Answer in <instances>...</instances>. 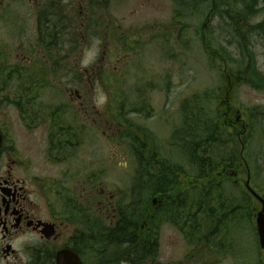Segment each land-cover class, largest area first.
<instances>
[{"label":"rangeland","instance_id":"obj_1","mask_svg":"<svg viewBox=\"0 0 264 264\" xmlns=\"http://www.w3.org/2000/svg\"><path fill=\"white\" fill-rule=\"evenodd\" d=\"M263 1L258 0V12L249 19V28L264 20V12L260 10ZM60 5L63 10L60 11L61 19L72 24L70 37H61V47L57 43L55 48L49 45V38L42 50L30 45L35 42V36L29 31L26 33L31 19L27 24L24 20L28 18L19 21V17L30 10V3L4 2L6 11L0 9V127L13 122L19 144L26 143L27 137L35 138V135L26 137L21 124L25 122L23 106L28 100H35L31 107H40L44 112L45 109H62L59 120L63 128L70 124L83 126V119L71 108L66 90L90 91L87 94L90 110L93 116L104 114L102 120L105 122L106 119L108 124L102 130L107 132L108 138L93 128L83 144L62 153L75 155V161L70 162L71 174L78 173L80 164L90 170L91 176L102 174L106 191L121 193L125 198L123 205H126L133 193L137 200L141 195L140 147L137 143L148 142L159 152L160 158L181 167L183 172L178 180L181 184L188 181L187 175L193 176L195 171L186 155L175 147L174 137L183 122V106L194 97L203 98L207 94L212 101L206 109L217 115L221 123H224L227 109L236 111L232 120L239 116L238 132L228 128L232 134L230 143L234 145L239 161L227 169L230 170L224 174L227 182L222 186L224 198L228 197L232 202L222 213L226 216L223 226L216 224L219 210L215 202L210 205L213 210L192 211L200 226L197 231L202 236L200 238L197 233L184 230L186 240L177 230L183 222L168 215L171 224L180 225L177 228L173 225L163 227L159 258L171 259V264H264L255 224L261 205L244 187L247 170L243 163L245 161L249 168L251 188L264 199V87L257 89L236 83V75L231 72L239 66L236 62L239 60L238 41L245 42L264 78L262 32L257 28L250 29L244 34V42L238 39L219 12L211 14V0H109L107 4L89 9L85 26L79 24L77 11L71 13L69 2ZM105 20L106 25L117 33L105 30L108 34L104 32L100 37L93 27ZM116 36L121 40L115 39ZM100 38L112 40L111 48H107L108 44L99 47ZM205 41L217 51V55L206 53ZM36 52L40 56L37 57ZM24 57L32 61L43 59L35 65L27 63ZM99 66H102V72L96 70ZM28 70L40 75L42 85H35L38 94L33 97L24 95L21 100L18 97L25 90L18 82L25 80ZM85 71L93 75L85 79L79 89L77 77L83 76ZM8 79L11 81L5 92L1 83ZM18 102L21 108L16 105ZM73 105L78 106L77 103ZM18 108L22 114L16 112ZM127 123L133 126V134L127 135L130 140L124 136ZM43 153H46V147L34 157L38 173L60 181L62 171L69 172L68 164L47 165L42 159ZM113 153L123 159L111 160ZM232 170L238 173L237 178L227 175ZM236 207L240 210L236 211ZM234 219L238 220L237 224L231 223ZM212 234H215L213 238ZM108 253L110 260L115 254L114 248Z\"/></svg>","mask_w":264,"mask_h":264},{"label":"flooded vegetation","instance_id":"obj_2","mask_svg":"<svg viewBox=\"0 0 264 264\" xmlns=\"http://www.w3.org/2000/svg\"><path fill=\"white\" fill-rule=\"evenodd\" d=\"M11 1L30 3V10L21 15L19 21L23 22L22 19L28 18L24 20L26 23L31 19L30 28L26 29V33L29 31L33 34L35 42L30 45L42 50L49 38V45L55 48L58 43L55 39L60 38V35H55L58 26H64L70 37L72 24L59 18L60 11H63L61 2H69L71 13L77 11L79 24L85 26L89 9L107 4L109 0H0V9L5 12L4 2ZM90 28H95V34L100 37L105 30L117 33L106 25V20ZM115 39L121 40L117 36ZM112 43V40L100 38L99 47H106L108 44L107 48L110 49L109 44ZM85 44L89 43L85 41ZM36 55L38 57L40 53L36 52ZM24 59L27 63L39 65L43 58H35L33 61L28 57ZM96 70L102 72L103 68L99 66ZM92 75L93 73L85 71L80 77L78 88L80 89V85L86 82L85 79H90ZM36 77L39 76L36 74ZM38 91L25 90L21 95L30 94V97H33ZM88 92L90 91L66 90L71 108L83 119V126L70 124L63 128V123L59 120L62 113L56 114L53 108L45 109L44 112L40 107H31L35 100H28L23 106L25 122L21 124L26 131L24 135H35V138L27 137L29 140H26V143L19 144L13 122L9 121L4 128L0 127V264H61L62 259L65 260L63 263L70 264V259H75V256L81 264H171V259L167 261L159 258L161 232L164 226L173 225L177 228L180 224H171V219H167L170 213L160 210L161 202H151L149 219L140 227L137 206L132 211V217H129V213L122 217L125 198L121 193L106 191L102 174L91 176L88 173L90 170L82 164L77 174L70 173V162L75 161V155L62 153L64 150L83 144L93 128H96L97 132L100 131L104 138H108L107 132L102 130L108 123L106 119L105 122L102 120L104 114L92 115ZM73 103L78 106L75 107ZM19 108L16 112L22 114ZM224 119L227 120V126L233 129L235 122L228 110ZM60 143L63 148L59 146ZM44 147L46 153L42 154V159L47 165L58 167L68 164L69 172L62 171L63 178L60 181L47 174L38 173L34 157L39 155ZM134 156L137 157L135 154ZM110 158L123 159L117 153H113ZM227 175L237 178L238 173L232 171ZM218 176L221 177V173ZM156 198L154 196L152 199ZM145 228L148 231V242L141 251L140 229ZM177 230L187 240L184 230L187 232L188 228L184 229L182 226ZM198 230L199 226L196 228V231ZM196 236L202 237L198 233ZM214 236L215 234L211 235L212 238ZM110 248H114L115 257L112 256L109 260Z\"/></svg>","mask_w":264,"mask_h":264},{"label":"trees","instance_id":"obj_3","mask_svg":"<svg viewBox=\"0 0 264 264\" xmlns=\"http://www.w3.org/2000/svg\"><path fill=\"white\" fill-rule=\"evenodd\" d=\"M257 7L258 0H211L210 9L211 14L219 12V14L227 20V25L231 32H233L238 39H243L244 42V34L250 29L254 30L257 28L264 35V20L261 24L253 28L248 27L249 19L254 17L258 12ZM260 10L264 12V1L262 9ZM60 17L62 18L61 14L59 18ZM68 34L69 31L61 25L58 26L55 35H60L61 38L66 35V37H68ZM60 38L55 39V41H57L61 47ZM204 48L209 56L218 54L217 51L210 48V44L207 41L204 43ZM236 51L238 52L239 58L236 62L239 66L237 69H231V72L236 75L235 82L252 85L257 89L264 87V78L258 72L255 62L248 53L246 43L244 42L243 44L238 41ZM30 70L26 72L28 76L25 77V80L21 79V81H17L18 85H23L21 87L23 90L37 89V86H35L36 84L42 85V82L39 83L40 75L37 74L39 76L37 78L36 74L30 73ZM12 73L17 76L15 72ZM9 81H11V79L1 83L4 85L5 91L9 86ZM76 82H80L79 77H77ZM23 98V95H19L18 97V99L21 100ZM211 101L212 99L205 94L203 98L200 96L194 97L183 106V122L180 129L175 134L174 142L175 147H178L186 155L195 171V173L192 174L193 176L187 175L188 181L184 185L178 181L179 175L183 172L181 167L160 158L159 152L156 149L154 150L148 142L137 143L140 147V154H138L140 168L138 171L140 172L139 184L141 186V195L137 200L135 199L137 195L133 193L128 204L124 205V214L122 217H126L128 215L127 213H129V217H132V211L135 209V206H137L138 219L140 227H142L143 223H146L149 219V213L152 210V197L156 196L158 198L156 199L161 202L160 210L163 212L168 211L173 220L183 222V228H188L187 232L191 234L197 233L196 228L198 227V221L195 213L198 211L202 212L204 209L213 210L210 207L213 202L216 203L217 209L219 210V215L216 217V219L218 218L216 224L217 226L224 225L226 216L225 214L222 215V213L228 210L232 202L231 199L228 197L224 198L223 196L222 186L223 183L227 182L224 178V174L230 171L227 170L231 168L230 165H236L239 160L234 145L230 143L232 134L229 132L227 120L221 123L217 115L206 109ZM16 105L21 107L20 102L16 103ZM227 110L231 117L236 113V111L234 112L232 109ZM54 112L59 114L62 112V109L57 108ZM234 118L235 120L233 121L235 122V126L233 129H230H232L234 133H237L239 121H237V116ZM126 126L127 131L124 133V136L130 140V134H133L131 132L133 126L128 125V123ZM131 145H133V143H131ZM59 146H61V143ZM243 163L247 172H249V168L245 161H243ZM234 168L236 169L237 167L235 166ZM219 173H221V177L218 176ZM134 194L136 196H134ZM149 199H151L150 202H148ZM235 210L239 211L240 207H236ZM192 211H195V213H192ZM214 216L215 215H213V217ZM237 221V219H234L231 223L233 224L235 222V224H237ZM228 224H230L229 220ZM147 235L148 231L146 228L140 229L141 251L148 242ZM140 255L141 259H143L142 252H140Z\"/></svg>","mask_w":264,"mask_h":264},{"label":"water","instance_id":"obj_4","mask_svg":"<svg viewBox=\"0 0 264 264\" xmlns=\"http://www.w3.org/2000/svg\"><path fill=\"white\" fill-rule=\"evenodd\" d=\"M237 121H239V116L237 117ZM2 145V136L0 134V148ZM244 187L246 189V191L261 205V209L260 211L256 214V220H255V224H256V231H257V236H258V244L259 247L261 249V251L264 254V199L262 197H260L250 186V176H249V172H247V179L244 183ZM153 204H156L158 202L157 199H153L152 200ZM63 261L65 260H61V264H65L63 263ZM70 264H81L78 257L75 256V259H70Z\"/></svg>","mask_w":264,"mask_h":264}]
</instances>
